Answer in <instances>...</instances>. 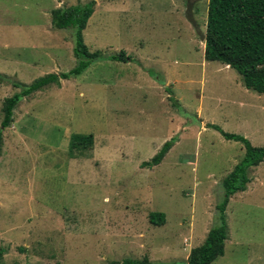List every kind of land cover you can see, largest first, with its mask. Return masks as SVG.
Wrapping results in <instances>:
<instances>
[{"label": "rangeland", "instance_id": "rangeland-1", "mask_svg": "<svg viewBox=\"0 0 264 264\" xmlns=\"http://www.w3.org/2000/svg\"><path fill=\"white\" fill-rule=\"evenodd\" d=\"M96 1L84 31L97 60L80 76L24 98L3 131L0 260L3 264H188L219 223L223 180L245 155L225 133L264 147V94L205 60L208 2L196 0H0V127L3 103L77 65L71 30L52 12ZM194 1V0H192ZM74 134L94 135L70 152ZM162 163L142 167L163 145ZM227 207L225 254L214 264H264V163ZM164 213L166 224L149 220Z\"/></svg>", "mask_w": 264, "mask_h": 264}, {"label": "trees", "instance_id": "trees-1", "mask_svg": "<svg viewBox=\"0 0 264 264\" xmlns=\"http://www.w3.org/2000/svg\"><path fill=\"white\" fill-rule=\"evenodd\" d=\"M96 1L85 5L77 4L59 8L52 12V25L56 30H71L74 39V56L77 65L68 73H51L36 79L29 85L14 83L20 93L6 98L3 103V121L0 127V157L3 150V131L13 123L14 111L24 98L44 89L61 85V81L70 80L83 74L97 60L129 61L123 51L118 56L106 57L100 51L91 52L84 41V31L94 14ZM205 60L220 62L234 69L241 77L246 89L264 94V0H209L205 32ZM0 78H3L0 74ZM219 131L229 141L244 146L245 155L234 170L223 180V196L217 206L219 223L213 227L205 242L191 250L188 264H214L225 254V242L228 239L226 211L233 196L246 192L251 183L250 173L264 163V147H255L241 135L225 133L216 125H209ZM94 135L74 134L70 138V152L90 150L94 146ZM175 145V139L166 142L150 162L142 167L153 168L162 163ZM149 220L156 226L166 224L164 213L153 212ZM0 264H3L0 260ZM112 264H150L148 259H124Z\"/></svg>", "mask_w": 264, "mask_h": 264}, {"label": "water", "instance_id": "water-1", "mask_svg": "<svg viewBox=\"0 0 264 264\" xmlns=\"http://www.w3.org/2000/svg\"><path fill=\"white\" fill-rule=\"evenodd\" d=\"M187 19L188 21L192 24L193 27L198 28V23L194 17V12H193V4H190L187 9ZM201 40L205 41V35L201 36Z\"/></svg>", "mask_w": 264, "mask_h": 264}, {"label": "flooded vegetation", "instance_id": "flooded-vegetation-1", "mask_svg": "<svg viewBox=\"0 0 264 264\" xmlns=\"http://www.w3.org/2000/svg\"><path fill=\"white\" fill-rule=\"evenodd\" d=\"M188 2H189V4H193V12H194V5H195L196 0H194V1L189 0ZM194 29L196 30V32H197L198 34L200 33V32H199V27H198V28H195V27H194Z\"/></svg>", "mask_w": 264, "mask_h": 264}, {"label": "crops", "instance_id": "crops-1", "mask_svg": "<svg viewBox=\"0 0 264 264\" xmlns=\"http://www.w3.org/2000/svg\"><path fill=\"white\" fill-rule=\"evenodd\" d=\"M255 169V168H254Z\"/></svg>", "mask_w": 264, "mask_h": 264}]
</instances>
